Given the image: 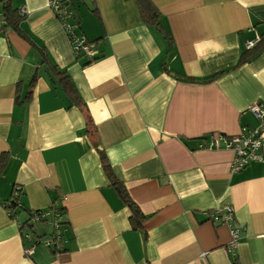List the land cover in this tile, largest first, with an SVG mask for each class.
Returning a JSON list of instances; mask_svg holds the SVG:
<instances>
[{
    "label": "crops",
    "instance_id": "0c3cea01",
    "mask_svg": "<svg viewBox=\"0 0 264 264\" xmlns=\"http://www.w3.org/2000/svg\"><path fill=\"white\" fill-rule=\"evenodd\" d=\"M151 1L168 37L142 21L134 0H79L93 60L74 55L47 0H11L26 7L27 38L2 28L0 13V153L9 154L0 202L22 190L14 217L0 204V264H264V151L231 172V150L197 148L213 132L259 125L249 107L264 105V49L236 64L264 31V0ZM38 50L70 77L96 136ZM100 152L144 215L142 229ZM225 207L243 227L235 255L228 227L210 220ZM50 208L63 209L61 248L38 244L26 256L53 228L37 224L22 240L19 225Z\"/></svg>",
    "mask_w": 264,
    "mask_h": 264
},
{
    "label": "built area",
    "instance_id": "2783aa9c",
    "mask_svg": "<svg viewBox=\"0 0 264 264\" xmlns=\"http://www.w3.org/2000/svg\"><path fill=\"white\" fill-rule=\"evenodd\" d=\"M47 5L55 18L58 20L62 30L66 34L75 56L87 57L88 60L94 58V42L86 38L81 32L75 12L76 0H47ZM21 15H26V7L21 6L18 10ZM258 39V38H257ZM257 39L245 43L246 48L252 47ZM249 110L259 120L256 128L250 129L241 127L240 131L233 135H225L220 132L209 134L204 140L198 143L197 148L202 149H226L233 152V161L230 167L231 172H238L251 162L261 161L264 151V105L254 102ZM49 219L52 225V234L50 237L40 240L36 239L34 243L24 249L26 256L30 255L34 245L41 242L46 247L55 249L61 248L58 241L66 232V223L62 212L54 209L37 210L34 220ZM210 220L215 224L226 225L229 229L230 240L228 251L235 255L236 248L241 240L243 227L235 222L233 210L231 207L219 208L210 212ZM61 236V237H60ZM28 238V234H24Z\"/></svg>",
    "mask_w": 264,
    "mask_h": 264
},
{
    "label": "trees",
    "instance_id": "16d2710c",
    "mask_svg": "<svg viewBox=\"0 0 264 264\" xmlns=\"http://www.w3.org/2000/svg\"><path fill=\"white\" fill-rule=\"evenodd\" d=\"M134 1L137 5L142 21L146 23L148 26L154 28L159 33L164 34L166 37H168V35L166 34V31L164 30L160 22L161 14L159 10L156 8V6L153 4V2L151 0H134ZM78 3H79V0H76L75 12L77 16V21L80 25L79 17L77 14ZM0 13L2 15L1 23L3 22L1 26L2 28L10 27L14 30H17L24 38H27L26 35L22 31H20V28H19L20 22L24 18V15H21L17 9L13 8L11 0H0ZM263 49H264V31H262L259 34L257 42L252 47L246 48V50H244L240 54L236 67L244 64L245 62L253 58L255 55H257L259 52H261ZM38 51H39V55H43L42 63L45 64L47 68L49 69V76L57 82L60 89L62 90L66 98L68 99L69 104L75 105L85 112L86 122H87L86 125H88L89 127V129H87V132H89L90 135L93 137L96 136L95 127L93 126L90 116L89 114H87V111L84 108V103L81 100L80 96L78 95L70 77L67 75L66 72L58 70L55 65L51 64L45 52H42L41 50H38ZM35 81H36V73L32 75L30 84H29V90L24 96V99L22 101L20 100L21 101L20 103L28 102L31 99L32 89L34 87ZM8 159H9V154L7 152L0 153V175L3 173L7 165ZM100 162H101V167H102L104 174L106 175L111 185L116 190L118 197L128 207L130 211L129 222L132 228L142 229L144 215L140 212L139 208L132 201L126 189L124 188L123 184L119 182L117 179H115L112 168L104 152H100ZM12 189L13 190L11 192L10 199L0 202V204H2V206L4 207V209L6 210V212L8 213L10 217H14V214H15L14 212L18 210L17 208H22L19 202V198L22 195L21 188L14 186ZM57 210L62 212V214H64L62 208L61 209L58 208ZM35 212H37V210L34 212L28 211V216H29L28 220L25 223H22L19 225V230H20L22 240H25L24 234H28L29 236L30 233H33L34 226H36L37 224L49 222V219L34 220ZM65 223H66L65 221L62 222V224H65ZM62 237L60 239L58 238V241L60 243H61ZM36 239H41V238L38 237ZM36 239L34 241H36ZM34 241L32 242V244L34 243ZM38 244H41V242L39 243L37 242L34 245V248ZM46 248H48L49 250H52L54 253L59 250V249H55L52 247H46Z\"/></svg>",
    "mask_w": 264,
    "mask_h": 264
},
{
    "label": "rangeland",
    "instance_id": "374dc122",
    "mask_svg": "<svg viewBox=\"0 0 264 264\" xmlns=\"http://www.w3.org/2000/svg\"><path fill=\"white\" fill-rule=\"evenodd\" d=\"M42 244V243H41Z\"/></svg>",
    "mask_w": 264,
    "mask_h": 264
}]
</instances>
